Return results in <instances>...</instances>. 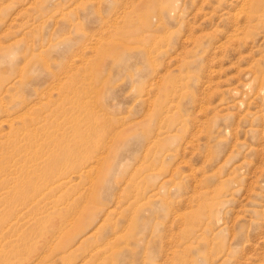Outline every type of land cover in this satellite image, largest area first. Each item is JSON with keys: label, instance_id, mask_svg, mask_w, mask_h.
<instances>
[{"label": "rangeland", "instance_id": "374dc122", "mask_svg": "<svg viewBox=\"0 0 264 264\" xmlns=\"http://www.w3.org/2000/svg\"><path fill=\"white\" fill-rule=\"evenodd\" d=\"M0 264H264V0H0Z\"/></svg>", "mask_w": 264, "mask_h": 264}]
</instances>
